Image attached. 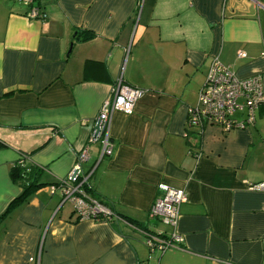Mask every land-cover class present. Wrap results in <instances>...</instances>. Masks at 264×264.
I'll use <instances>...</instances> for the list:
<instances>
[{"label":"crops","instance_id":"0c3cea01","mask_svg":"<svg viewBox=\"0 0 264 264\" xmlns=\"http://www.w3.org/2000/svg\"><path fill=\"white\" fill-rule=\"evenodd\" d=\"M37 4L42 20L0 0V217L22 192L9 177L21 157L47 184L0 221V264H264V192L249 189L264 182V108L244 130L187 126L213 60L264 88V0ZM120 76L143 95L131 115L113 113L101 157L89 140ZM87 144L107 220L80 218L58 188ZM160 184L187 197L181 249L163 254L141 234L171 231L148 216Z\"/></svg>","mask_w":264,"mask_h":264},{"label":"built area","instance_id":"2783aa9c","mask_svg":"<svg viewBox=\"0 0 264 264\" xmlns=\"http://www.w3.org/2000/svg\"><path fill=\"white\" fill-rule=\"evenodd\" d=\"M18 2L28 8L26 17L32 20L45 18L44 11L37 4V0H9ZM243 52L238 58H244ZM143 91L129 87L122 82L120 76L115 83L110 96L103 102L96 117L99 123L97 136L89 141H99L101 157H110L113 145L110 142V121L113 113L121 112L131 115ZM264 108V88L262 77L257 75L246 79H238L229 68L217 60H213L206 74L205 81L197 94V104L187 110V126L203 129L205 126H218L224 131L236 128L244 130L253 123L255 110ZM245 113L241 122H236L234 116ZM89 142V143H90ZM89 144L85 145L77 155V161L67 179L59 182L58 188L65 200H70L74 210L80 218L96 221L110 219L111 210L88 196L82 189L88 184L93 169L83 170V164L89 159ZM162 196L158 198L149 210V218L158 221L171 229L170 233H150L141 230L144 243L150 252L158 251L163 254L170 250H180L183 237L176 232L179 218V207L187 200L183 191L172 189L164 184L158 186ZM252 191L264 192V182L253 184Z\"/></svg>","mask_w":264,"mask_h":264},{"label":"trees","instance_id":"16d2710c","mask_svg":"<svg viewBox=\"0 0 264 264\" xmlns=\"http://www.w3.org/2000/svg\"><path fill=\"white\" fill-rule=\"evenodd\" d=\"M83 35V34H82ZM83 38H88L85 34L82 36ZM25 157H21L16 163L15 166L10 169L9 177L11 181L19 186L22 190L21 194L10 203L9 207L6 209L5 213H3L0 217V221L3 220L7 214L10 212L11 208L17 203H24L28 200L29 196L35 192L36 190L47 186L45 183H40L38 178L40 176V169L36 166H26L25 165ZM83 191L88 194V196L92 197L91 191L88 185H84L82 187ZM93 198V197H92ZM99 202V201H98ZM104 205V204H103ZM106 206V205H105ZM108 207V206H107ZM109 208V207H108Z\"/></svg>","mask_w":264,"mask_h":264},{"label":"water","instance_id":"95a60500","mask_svg":"<svg viewBox=\"0 0 264 264\" xmlns=\"http://www.w3.org/2000/svg\"><path fill=\"white\" fill-rule=\"evenodd\" d=\"M98 126H99V123H96L95 126H94V133H93L94 137L97 136V133H98V130H99Z\"/></svg>","mask_w":264,"mask_h":264},{"label":"rangeland","instance_id":"374dc122","mask_svg":"<svg viewBox=\"0 0 264 264\" xmlns=\"http://www.w3.org/2000/svg\"><path fill=\"white\" fill-rule=\"evenodd\" d=\"M164 227L166 228V226H163V228H164Z\"/></svg>","mask_w":264,"mask_h":264}]
</instances>
